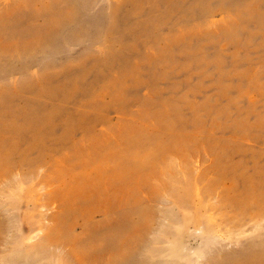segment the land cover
I'll list each match as a JSON object with an SVG mask.
<instances>
[{
  "label": "rangeland",
  "instance_id": "rangeland-1",
  "mask_svg": "<svg viewBox=\"0 0 264 264\" xmlns=\"http://www.w3.org/2000/svg\"><path fill=\"white\" fill-rule=\"evenodd\" d=\"M0 264H264V0H0Z\"/></svg>",
  "mask_w": 264,
  "mask_h": 264
}]
</instances>
